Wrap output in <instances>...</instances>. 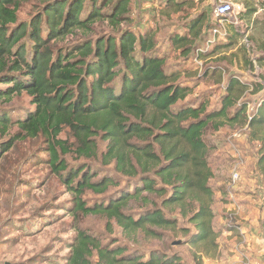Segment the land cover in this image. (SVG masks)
<instances>
[{
    "label": "trees",
    "instance_id": "1",
    "mask_svg": "<svg viewBox=\"0 0 264 264\" xmlns=\"http://www.w3.org/2000/svg\"><path fill=\"white\" fill-rule=\"evenodd\" d=\"M28 1L0 0V86L6 87L0 89V101L11 102L25 93L34 106L16 122L0 113L1 135L10 127L17 128L0 146V157L16 142L43 138L51 170L74 196L76 216L102 217L109 230L115 222L127 235L141 232L147 238L160 239L158 230L178 227V221L168 219L162 209L175 206L184 218L191 214L189 222L196 229L193 245L219 248L209 185L213 172L204 135L209 127L218 131L226 125H248L250 141L263 145L264 102L249 121L248 105L239 103L248 85L231 78L220 108L208 111L207 103L176 108L192 89L178 84L179 72H166V59L154 53L152 31L135 34L120 29L129 14L130 0H40L42 8L31 21L19 22L18 12ZM204 16L191 23L189 37H174L173 44L186 49L201 40L204 29V33L210 32V25L204 27ZM103 22L118 29L119 37L93 41L87 36L68 47L60 46L69 36L91 34ZM65 130L73 143L60 138ZM100 141L107 144L103 163L114 164L123 176L139 179V185L107 204L89 206L83 200L85 192L105 194L114 181L108 177L94 181L96 173L87 166L70 168L66 157L97 159ZM256 165L264 175V154ZM150 196L163 199L161 208ZM133 200L151 204L153 209L136 219L126 214ZM125 252L126 248H110L79 230L64 264H92L95 257L98 264H183L156 253L144 260L125 257Z\"/></svg>",
    "mask_w": 264,
    "mask_h": 264
},
{
    "label": "rangeland",
    "instance_id": "2",
    "mask_svg": "<svg viewBox=\"0 0 264 264\" xmlns=\"http://www.w3.org/2000/svg\"><path fill=\"white\" fill-rule=\"evenodd\" d=\"M220 1L233 3L237 12V19L222 24L228 36L218 37L214 46L208 45L211 34L204 33V29L201 40L186 49H179L173 44L174 37H189V26L202 15H205V28L210 25L212 30L222 26L213 15ZM178 3L182 5L176 6ZM263 3L264 0H173L169 5V0H130L129 14L120 29L135 34L146 31L155 34L154 53L166 59V72H179L181 78L178 84L192 89L187 99L176 108H197L202 103H207L208 111L220 108L229 80L236 78L248 85L239 103H246L248 115L252 116L264 102ZM41 8L40 0L24 3L18 12L19 22H30ZM87 36L93 41L118 38L119 30L108 22L98 23L91 34L69 36L60 46L68 47ZM116 85L119 86L118 79ZM0 89L6 87L0 86ZM259 89L260 92H257ZM33 110L31 99L25 93L14 96L11 102L0 101V113L7 114L13 122L23 119ZM235 111L236 108L230 109L231 116ZM247 126L232 128L226 125L218 131L209 127L204 135L209 150L208 163L213 172V178L209 181L213 191V226L220 236L227 229V213L241 211V207L235 203L229 211L225 207L238 188L231 190L230 175L240 159L243 162V185L239 184L240 188L246 195L255 197L253 199L258 202L259 212L264 210V175L256 169L259 155L264 154V144L250 141L249 136L242 132ZM16 132L17 128L13 126L6 135L0 133V146ZM60 138L74 142L68 130ZM230 142L236 145L240 153L233 152ZM99 146L97 159L78 161L74 156L66 157L70 168L87 166L96 173L94 181L103 177L114 181L105 194L86 191L83 200L89 206L107 204L119 193L127 190L132 193L134 187L139 185V179L123 176L116 171L114 164L105 165L102 154L107 144L100 141ZM47 147L43 138L28 139L16 142L0 157V264H64L79 230H86L110 248H126L125 257L148 260L152 253H156L169 260L180 259L183 264H223L224 253L218 241L220 236L217 240L219 248L193 245L191 237L196 234V229L189 222L191 214L184 218L179 207L162 208L168 219L178 221V227L173 231L158 230L162 234L160 239L147 238L141 232L127 235L115 222L111 223L112 230H109L107 220L102 217L76 216L73 213L74 196L51 170ZM259 198L263 201L261 205ZM150 199L161 208L162 198L150 196ZM152 209L151 204L133 200L126 214L137 219ZM260 225L264 227V219L260 220ZM92 264H98L96 257L92 259Z\"/></svg>",
    "mask_w": 264,
    "mask_h": 264
},
{
    "label": "crops",
    "instance_id": "3",
    "mask_svg": "<svg viewBox=\"0 0 264 264\" xmlns=\"http://www.w3.org/2000/svg\"><path fill=\"white\" fill-rule=\"evenodd\" d=\"M242 183L243 179L240 185H243ZM240 185L234 191L233 199L229 198L230 203L225 207H227L226 211L232 208L233 203L241 207L237 221L245 228L246 235L243 236L234 229H226L222 232L218 241L221 243L220 250L224 253L223 264H264V227L260 225V220L264 219V210L259 212L258 202L253 199L255 197L246 195ZM226 200L228 202V198ZM258 201L260 205V202H263L262 199Z\"/></svg>",
    "mask_w": 264,
    "mask_h": 264
},
{
    "label": "built area",
    "instance_id": "4",
    "mask_svg": "<svg viewBox=\"0 0 264 264\" xmlns=\"http://www.w3.org/2000/svg\"><path fill=\"white\" fill-rule=\"evenodd\" d=\"M213 15L221 23V25L227 21H231L233 19H237V12L235 10V5L230 2H225V1H220L219 4L216 5ZM231 19V20H230ZM224 25L220 27H215L212 30H210L211 38L207 41V44L214 45L217 43V39L219 38H225L228 36V32L223 28ZM264 101V100H263ZM252 116H249V121H251ZM242 132H245L246 136H249L250 134V129L249 126H247ZM242 132L239 134V137L241 136ZM248 134V135H247ZM237 135H235L236 137ZM249 138V137H248ZM231 146L233 148V152L240 153L239 150L237 149L236 145L233 144L232 142ZM239 155V154H238ZM242 160L240 159L236 165L234 166L231 175H230V188L231 190L234 189L235 187L237 188L238 185L242 181ZM239 211H232L230 213H227V223L226 227L227 229H234L237 232H239L241 235L245 236L244 232V227L238 224L237 218L239 216Z\"/></svg>",
    "mask_w": 264,
    "mask_h": 264
}]
</instances>
